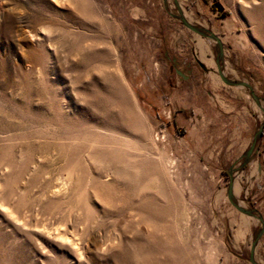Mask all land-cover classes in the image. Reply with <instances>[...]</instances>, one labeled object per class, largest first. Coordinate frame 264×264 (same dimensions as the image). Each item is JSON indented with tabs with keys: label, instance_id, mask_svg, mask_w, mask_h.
<instances>
[{
	"label": "rangeland",
	"instance_id": "374dc122",
	"mask_svg": "<svg viewBox=\"0 0 264 264\" xmlns=\"http://www.w3.org/2000/svg\"><path fill=\"white\" fill-rule=\"evenodd\" d=\"M263 116L264 0H0V264H264Z\"/></svg>",
	"mask_w": 264,
	"mask_h": 264
},
{
	"label": "water",
	"instance_id": "95a60500",
	"mask_svg": "<svg viewBox=\"0 0 264 264\" xmlns=\"http://www.w3.org/2000/svg\"><path fill=\"white\" fill-rule=\"evenodd\" d=\"M262 119H264V116H263ZM258 132H259V131H258ZM251 145H252V143H251ZM249 151H250V148L247 150V152H249ZM247 212H250V213H251V210L247 209Z\"/></svg>",
	"mask_w": 264,
	"mask_h": 264
}]
</instances>
